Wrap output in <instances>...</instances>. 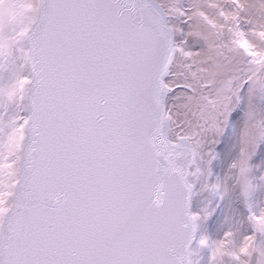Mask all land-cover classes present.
I'll return each instance as SVG.
<instances>
[{"label": "snow or ice", "instance_id": "snow-or-ice-1", "mask_svg": "<svg viewBox=\"0 0 264 264\" xmlns=\"http://www.w3.org/2000/svg\"><path fill=\"white\" fill-rule=\"evenodd\" d=\"M0 264H264V0H0Z\"/></svg>", "mask_w": 264, "mask_h": 264}]
</instances>
